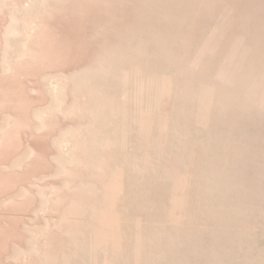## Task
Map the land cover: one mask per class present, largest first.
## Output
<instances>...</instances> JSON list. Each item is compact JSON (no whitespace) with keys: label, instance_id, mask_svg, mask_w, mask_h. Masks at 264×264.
Masks as SVG:
<instances>
[{"label":"rangeland","instance_id":"374dc122","mask_svg":"<svg viewBox=\"0 0 264 264\" xmlns=\"http://www.w3.org/2000/svg\"><path fill=\"white\" fill-rule=\"evenodd\" d=\"M26 1L0 0V264H194L184 235L224 214L208 172L249 149L264 191V0H39L8 63ZM251 199L238 228L264 264ZM211 224L197 249L229 242Z\"/></svg>","mask_w":264,"mask_h":264},{"label":"bare ground","instance_id":"6f19581e","mask_svg":"<svg viewBox=\"0 0 264 264\" xmlns=\"http://www.w3.org/2000/svg\"><path fill=\"white\" fill-rule=\"evenodd\" d=\"M38 4H39V0H34V1L28 0L25 2V5L23 6L22 10H20V14L12 15L11 26L15 29V32H12V36H10L7 39V43H6V51L8 52V58H7L8 63L10 62V58L12 56L16 55L18 52H21L24 49V43L28 39L29 32H28V28H27L26 24L23 23V22H25L24 18H23V14L35 9L38 6ZM60 76L61 75H52V76L49 75L46 78V81L48 82L49 90L52 92L53 95H55V98L57 100L56 102H59L56 95L60 90V87H59ZM56 102L53 105H57L56 107L60 106V103L56 104ZM53 107H55V106H53ZM110 123L111 122H108V125H111ZM207 127L210 128V136L215 135L211 126L209 125V123L205 124V126H204L205 131H206ZM231 154H232L231 155L232 159H234L235 161L239 160V164H240L239 168L235 169L232 172V174L230 172L231 176H229V174H227L228 176H226L224 174L221 175V173L215 174L217 172H213V170H211L212 171L211 173L208 172L210 191H209V193H207L206 187H205V189L202 190V191L206 192L205 194L202 193V194H204V196L206 195L207 197L214 199V200L217 199V203H218L217 205H219L223 209V210L222 209H220V210H222V212H224V214L220 217L218 216L219 215L218 214L217 215L218 217L216 216L217 218H215L214 216L212 218L213 212L210 211L211 210L210 209L209 211L212 212V215L210 213L211 219H209V222H210V220L212 221V219H213V221L216 220L215 222H212V224H214V225H212L211 223L208 222L206 224V226L204 227V224H203V226L201 225L202 222H200V223L198 222L199 225L195 226L196 224H194V226H195V230L198 229V231H200L199 232V233H201L200 235H196V236H189L188 234L184 235V238L186 237L185 241L187 242L186 243L187 249L189 252L192 253L193 258L191 260L193 261V259H194V262H195L194 264H259L260 263L258 260V257L253 256L252 252H251V251H253V238H252L251 234L249 232H242V230H240L238 228V223L242 219H244V215H243L244 212H245V214H247L248 212L253 210V207L250 204L247 208H243L242 203L239 199L249 193L251 198H252L251 199L252 202H255V203L259 202L264 191L256 190L254 188L255 186L253 187V184H255V183L257 184L262 176L260 174H258V172L248 170L249 167L254 166L253 163L256 161L255 156L253 154V151L247 149L246 152L243 154L235 153V152L231 151ZM217 156H218V154H217ZM214 157H216V156H214ZM197 165H199V163ZM261 166H262L263 174H264V161H263V163L261 162ZM198 169H200V168H198ZM257 170H259V168ZM200 171H203V170L200 169ZM207 171H209V170H207ZM207 171L206 172L203 171L205 174H202L200 172L202 174V176H199L197 178H201L203 176L205 177ZM197 172H198V170L196 171V174H197ZM193 176H195V175H193ZM205 179L206 178H204V180ZM195 180H196V178H195ZM204 180H202V181L200 180V182H202L203 185H204ZM195 182H196V184L198 183L197 185L194 184L196 186L195 190L198 189L197 188L198 185L203 186L202 184L201 185L199 184V180L194 181V183ZM185 183H187L186 185L189 184L188 181ZM205 185H206V182H205ZM191 189H194L193 186ZM199 189H198V192H199ZM247 190H249V192H247ZM202 194H200V195H202ZM202 197H203V195H202ZM194 198L195 199L197 198V200L200 202L202 201V199L200 197L199 198L201 200L198 199V197H194ZM203 199H204V197H203ZM206 199L207 198H205L204 201H208ZM211 201H213V200H211ZM205 203L208 204L207 202H205ZM209 203H212V202H209ZM244 203H246V202H244ZM219 206H218V209H219ZM214 210H216V207ZM195 223H197V222H195ZM210 224H211V227L208 230L213 234L212 235V236H214L213 238H215V237H216V239L220 238L222 233H224V231H226L227 233H229V242H227V243L224 242L225 246L220 250L207 252V251L202 250V249H197L196 241H199V240L201 241L202 239H204V240L207 239V238L202 237V233L206 229L207 225L209 226ZM194 226L192 224L191 228H194ZM185 233H187V232H185ZM207 233H209V232H207ZM194 234H195V232H194ZM204 236H205V234H204ZM212 236L210 235V238ZM182 238H181V240H182ZM219 244H221V242ZM186 257L187 256H185L183 258L171 257V258H168L166 261H164V264H187L188 263L187 261L189 259H188V257L187 258Z\"/></svg>","mask_w":264,"mask_h":264}]
</instances>
